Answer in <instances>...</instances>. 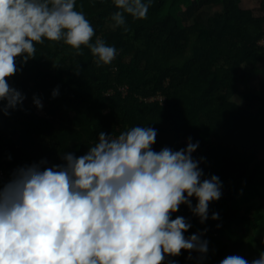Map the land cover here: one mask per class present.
<instances>
[{"label": "trees", "instance_id": "1", "mask_svg": "<svg viewBox=\"0 0 264 264\" xmlns=\"http://www.w3.org/2000/svg\"><path fill=\"white\" fill-rule=\"evenodd\" d=\"M74 8L94 29L90 43L102 39L116 54L97 64L86 45L77 53L62 39H44L34 42L33 58L17 57L19 71L7 79L25 99L9 115L0 112V169L7 177L0 187L18 166L84 154L100 131L115 136L148 125L156 129L155 150L184 147L188 137L199 141L192 154L203 157L198 166L222 181L203 224L184 205L170 217L190 220L186 236L207 229L206 258L193 252L186 259L181 249L161 264L257 257L264 250V0H152L144 18L125 14L126 31L113 26V0H75ZM33 94L46 114L36 113Z\"/></svg>", "mask_w": 264, "mask_h": 264}, {"label": "clouds", "instance_id": "2", "mask_svg": "<svg viewBox=\"0 0 264 264\" xmlns=\"http://www.w3.org/2000/svg\"><path fill=\"white\" fill-rule=\"evenodd\" d=\"M152 0H113V26L125 14L144 18ZM75 0H0V112L22 107L25 96L7 78L16 63L33 58L34 42H63L78 53L86 45L96 63L109 64L112 45L97 38ZM126 31V26L124 27ZM52 96L58 94V86ZM32 103L42 108L40 97ZM156 129L135 125L118 135L100 131L82 155L64 152L61 163L41 158L14 168L0 187V264H161L181 249L203 261L208 240L191 226L180 205L204 223L209 203L221 196L222 181L205 175L193 157L199 141L155 150ZM193 200L195 203L193 204ZM216 211L211 219L218 218ZM219 227V225H217ZM168 264H178L169 259ZM218 264H264V250L246 259L225 256Z\"/></svg>", "mask_w": 264, "mask_h": 264}, {"label": "built area", "instance_id": "3", "mask_svg": "<svg viewBox=\"0 0 264 264\" xmlns=\"http://www.w3.org/2000/svg\"><path fill=\"white\" fill-rule=\"evenodd\" d=\"M260 43L262 45H264V39H262ZM155 99L162 100L163 97L162 96H158V97H155ZM41 102H42V108H40L39 110L36 108V106L34 104H33V107H34V109H35L37 114L44 115V114H46V111H45V106L46 105H45V102L43 100H41ZM0 178L1 179L2 178H7L5 171H3L2 169H0Z\"/></svg>", "mask_w": 264, "mask_h": 264}, {"label": "rangeland", "instance_id": "4", "mask_svg": "<svg viewBox=\"0 0 264 264\" xmlns=\"http://www.w3.org/2000/svg\"><path fill=\"white\" fill-rule=\"evenodd\" d=\"M193 13H194V10H188V11H184V18L186 17V19H189L190 18V16H192L193 15ZM243 254H246L245 252L243 253Z\"/></svg>", "mask_w": 264, "mask_h": 264}]
</instances>
